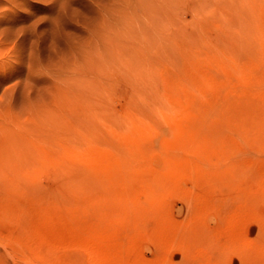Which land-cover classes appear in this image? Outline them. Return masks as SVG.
I'll use <instances>...</instances> for the list:
<instances>
[{
  "label": "rangeland",
  "instance_id": "rangeland-1",
  "mask_svg": "<svg viewBox=\"0 0 264 264\" xmlns=\"http://www.w3.org/2000/svg\"><path fill=\"white\" fill-rule=\"evenodd\" d=\"M258 23L264 0H0V264H264V145L193 135L180 110L130 140L117 122L148 102L119 45L160 88H188L205 51ZM252 48L240 91L264 88V38Z\"/></svg>",
  "mask_w": 264,
  "mask_h": 264
},
{
  "label": "bare ground",
  "instance_id": "bare-ground-1",
  "mask_svg": "<svg viewBox=\"0 0 264 264\" xmlns=\"http://www.w3.org/2000/svg\"><path fill=\"white\" fill-rule=\"evenodd\" d=\"M247 15L249 16V18L250 17L252 18L254 14L253 15L247 14ZM258 16L259 15H257V17ZM251 18L250 19L246 18V19H248L247 21L249 20L251 21ZM254 19L255 21H257L258 18H254ZM254 19H252V22ZM242 20H244V18ZM255 21L253 23H255ZM261 23H258V25H260ZM250 25L239 27L238 29L235 30L236 32L228 39V42L222 43L223 45L220 43L217 47L215 46L214 50L210 52L205 51L206 53L204 52L205 54H202V56H200L201 60L206 59V61L207 60L212 61L213 66L210 67L212 69L204 68L200 66V70L198 69L199 70L198 78L196 80H194V77L192 75L191 76L190 74L187 75L186 77L192 80L191 83L193 85L192 87L183 88L185 86L184 85L185 81L182 80L181 82H179L180 84L179 86L176 85L173 89H169V91L160 88L158 84L155 82V76H154L155 70H153L154 68L152 69L149 66L148 60H147L148 64L145 61L146 63H141L138 65L136 62H134V59L132 60L131 57L128 56L126 57L127 53L125 50L127 49H125L123 44L121 45V47L119 45V48L118 47L117 48L118 50L120 49L118 55H120L119 61H121V63L120 66L118 65V67L122 66V62H123V67L125 62L128 65L129 63L131 64L129 67L125 63V65H127L126 67L130 68V70H128L127 68L128 73L130 72V75L137 83L136 86L138 87L136 92L138 95L146 98L148 101L144 108H139V109L134 107L122 108V111L118 113V117H117L118 126L122 130L121 132L126 134V137L130 140L132 137V130L137 128L138 126H142L143 124H145V122L147 121L146 118L151 121L153 119L156 120L160 117L163 118V116L172 117L173 116L172 110H180L181 112H183L182 116L184 117L185 122L183 124L180 123L178 124H180L181 127L182 125H184L190 128L192 127L198 128L196 129L195 133L193 132V135H196L198 133V134H202V136H205L204 134H206V136L210 138L224 139L227 136V134H225L228 131L227 129H231L230 132L232 133H230V135L232 139L239 141L241 137L252 138L254 144L258 145L259 143H261L262 145H264V90H263L264 88L261 90L249 84L250 87L246 91H240L239 88L235 89L237 83L241 85L242 84L246 85L249 83V81L251 82L256 81L255 79L254 80L251 79L255 77L254 76L255 71H253L252 68H248L247 70L246 67L250 65H248L247 63L246 66L245 59L242 58L244 54L242 56V53L240 54V52L245 51L244 49L249 51L250 48L256 45V43L258 44V42L264 38V27H261V25L255 26L257 25L256 23L255 25L253 24L254 27H251ZM193 44L194 43H192V45ZM197 45L199 46L200 44ZM193 46L195 47L196 44ZM123 47L125 50L122 49ZM253 50L252 51L250 50L249 54L253 53ZM261 51H258L256 58L264 63V53H262ZM190 53H191L190 55L192 56L193 52ZM197 54L200 55V53ZM114 58L117 59V57ZM200 59H198L197 62L200 63L201 61ZM109 61L107 63H110ZM117 61L115 62V64L118 63ZM255 61L256 60H254V62ZM198 66H199L198 64L195 65V67L199 68ZM105 67L106 66H104V69ZM106 70L108 69L106 68ZM223 70H228L231 73L229 80L228 79L226 80V78L224 77H219V73H221V71ZM101 72H104V70ZM108 74L109 72L106 75ZM100 76L101 73L98 77ZM258 78L259 76H257L256 79ZM260 78L263 80L264 76ZM202 82L203 84L207 83V85L209 86L208 90L210 91L203 90ZM212 85L213 87H221V88L220 90L216 89L213 91L211 87ZM88 86H86L85 88L83 87L82 90H85ZM170 90H174L175 92ZM101 91L102 89L100 88L95 89L92 85L89 86V92H91V94H94V97H99L100 95H102L103 93ZM138 110L139 111L144 110L142 113L143 117L140 114L137 115L140 118L135 117V114L137 113L136 111ZM178 124L177 126H179ZM203 128H209L211 129V131L208 130L206 132H202L201 129ZM191 133L192 132L190 131V134ZM217 147L218 146L214 145L212 148H208L207 150L208 152L212 150H216L218 149ZM255 160H253V162L251 163V169L254 172L256 182H259L260 181L259 177H261V174H264V164H263V168L261 169V166H259L258 163L259 162L258 158H257L258 162ZM262 181H264V179H261V182ZM260 203L264 204V196L259 197L258 195H256L255 204L256 206H258L259 210H261L260 209L261 205H259ZM256 206L254 209V218L252 220L254 232L264 228L263 219H261V217L259 216V210L256 208ZM263 206L264 205H262V207ZM126 254L124 255L126 256Z\"/></svg>",
  "mask_w": 264,
  "mask_h": 264
}]
</instances>
